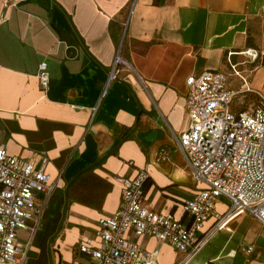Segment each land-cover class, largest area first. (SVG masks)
<instances>
[{
  "label": "crops",
  "instance_id": "crops-1",
  "mask_svg": "<svg viewBox=\"0 0 264 264\" xmlns=\"http://www.w3.org/2000/svg\"><path fill=\"white\" fill-rule=\"evenodd\" d=\"M263 5L0 0V139L12 156L45 154L56 182L26 264H82L80 245L120 206L118 179L139 170L149 174L147 207L182 216L181 205L201 188L178 143L189 124L187 80L205 71L227 74L229 63L255 51L264 57ZM119 50L127 66L100 104ZM43 62L51 76L47 92L37 79ZM164 148L169 158L157 163ZM144 246L160 248L159 264L180 259L170 245ZM188 264H264V227L243 216Z\"/></svg>",
  "mask_w": 264,
  "mask_h": 264
},
{
  "label": "built area",
  "instance_id": "built-area-1",
  "mask_svg": "<svg viewBox=\"0 0 264 264\" xmlns=\"http://www.w3.org/2000/svg\"><path fill=\"white\" fill-rule=\"evenodd\" d=\"M125 66L119 50L100 104ZM232 69V75L239 77L236 66ZM230 77L205 71L187 80L189 124L178 143L194 182L201 188L181 205L182 216L147 207L146 170L119 178L120 206L114 214L101 218L95 236L80 245L85 256L82 264H159L160 248L147 249V240L172 246L180 257L177 264H188L214 235L232 232L233 224L243 216H251L264 227V99L248 111L238 110L239 97L234 98L229 87ZM37 79L44 92L51 89L47 62L40 64ZM168 158L169 150L164 148L156 161ZM48 164L45 154L31 159L12 156L0 139V264H26L29 260L35 234L56 188ZM223 199L229 205L220 210ZM246 251L253 252V247Z\"/></svg>",
  "mask_w": 264,
  "mask_h": 264
},
{
  "label": "rangeland",
  "instance_id": "rangeland-1",
  "mask_svg": "<svg viewBox=\"0 0 264 264\" xmlns=\"http://www.w3.org/2000/svg\"><path fill=\"white\" fill-rule=\"evenodd\" d=\"M244 53V52H243ZM255 56H246L241 64L234 63L237 71L240 76L236 77L233 75L230 78L229 87L232 91L236 90L237 92H242L246 85L251 89H255L264 95V57L258 58V53L255 51ZM261 56V54H260ZM236 64V65H235ZM228 68L225 70L227 74H233L234 70L232 64H228ZM261 66L262 68H256ZM256 68V69H255ZM255 69V70H254ZM254 70V71H253ZM257 71V72H256ZM246 80V81H245ZM263 101V98L254 93L241 94L237 100L236 108L238 110H250L253 105L260 104ZM223 203L229 205V202L225 199L222 200Z\"/></svg>",
  "mask_w": 264,
  "mask_h": 264
},
{
  "label": "bare ground",
  "instance_id": "bare-ground-1",
  "mask_svg": "<svg viewBox=\"0 0 264 264\" xmlns=\"http://www.w3.org/2000/svg\"><path fill=\"white\" fill-rule=\"evenodd\" d=\"M247 53H245L246 55ZM251 54V53H249ZM246 93H254V94H258L260 95L263 99H264V95L262 93H260L259 91L255 90V89H251L250 87H246L245 90H243L242 92H237V91H233L234 94V98L239 97L241 94H246Z\"/></svg>",
  "mask_w": 264,
  "mask_h": 264
}]
</instances>
